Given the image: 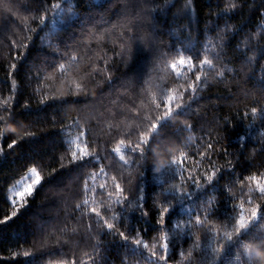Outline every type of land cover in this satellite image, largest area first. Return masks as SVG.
I'll return each instance as SVG.
<instances>
[{
  "label": "trees",
  "instance_id": "trees-1",
  "mask_svg": "<svg viewBox=\"0 0 264 264\" xmlns=\"http://www.w3.org/2000/svg\"><path fill=\"white\" fill-rule=\"evenodd\" d=\"M51 2L59 3L60 9H52L49 6ZM160 2L161 9H163V0ZM176 2L177 0H170V4ZM185 2L186 0H179L176 8L157 10L153 13L154 19L145 22V32L159 38L155 42L157 48H167L170 45V50L175 51L177 47H182L189 54L198 55L199 42L207 43L210 45L207 54L209 58H213L218 51L215 30L218 25H223L226 15L230 22L237 26L236 37L248 30L252 33L264 31V28L259 27L264 24V20L261 18L264 13L260 11L264 8V0H255V6L252 8H249L246 0L244 6L239 10L230 15L221 11L218 17L212 16L211 13L222 7L223 0H192V11L190 13L182 12L177 16V11ZM126 3L127 0H0V100L6 96L16 97L15 103L12 104L9 121L7 123L0 121V221L13 210L14 206L11 202L13 193L22 189L29 180L35 178L34 174L29 176L33 166L43 178L29 200L20 201V198H14L19 202L15 206L19 208L17 215L6 222H0V264H47L49 259L57 258L62 249L54 245L53 241L60 235L59 230L69 233L85 230V224L79 216H77V220L71 219V216L75 214L73 205L81 203V199L87 201L84 206L85 218L91 207H101L98 203L101 198L98 195L99 184L106 182L109 186L108 190L111 191V175L116 174L117 171L120 173L117 178L125 188V195L130 199L139 184L144 192V205L150 210H152L153 198L178 178L174 167L165 168L159 173L156 171V166L166 165L169 160L162 147L168 143V140L163 137H172L177 140L181 138V131L176 129L170 119L161 122L160 145H153L156 157L152 156L149 151L146 158L140 160L138 164L125 166L119 158L120 154L114 153L118 139L123 136H118L117 131L113 130L116 122L108 119L107 112L101 107L102 103L108 106L110 111L120 108L128 113L119 121V130L123 132L138 123L134 119L135 112L132 111V106L127 102V99H121V97H126L135 100V94L127 87L129 79L140 84L146 90L143 96L136 101L138 110H143L150 104L160 103L161 89L177 88L175 83L177 74L171 68L170 60L167 66L161 63L156 57L158 49L155 45L146 47L137 43L132 59L126 66L120 65L114 68L111 81L106 83L97 78L98 84L90 92L93 97L92 102H89L91 97H67L54 98L38 104L36 98L41 95L47 96L52 90V85L49 83L52 74L47 70V66L52 67L61 59V54L55 51L57 45L60 46L61 51L68 50L76 57L77 61H82L71 65L66 63L68 75L74 77L76 72L86 64L102 57L105 50L95 48L86 59L84 54L74 49L72 45L86 35L89 30L94 31V25H99L103 21L115 23L125 11ZM47 7L49 10L45 23L40 26L32 23L31 16H34L35 12H44ZM8 10H11L15 15L6 17ZM4 17L6 18L3 21ZM17 17H19V23H25V17L28 18L24 33L29 35V40L26 41L28 48L19 49V53L15 47L9 51L7 43L12 35L13 27L18 26ZM101 17H103V21L100 19ZM148 24H150V29L147 27ZM28 25L32 27L31 33L28 32ZM187 26L191 29L190 35L185 31ZM205 27L209 31L202 39ZM230 39H234V37ZM109 55L112 54L109 53ZM228 59V57L224 58L222 65L217 64V68H222L225 76L229 77L228 80L213 78L207 69L201 73L202 80L206 75L208 79L200 94L202 98L194 102L199 105L198 107L194 106L196 117L193 118L190 110H182V115L186 118H193L188 122L197 125V130L195 133L185 132L183 135H190L196 147L199 148L202 141L197 138L201 136L199 127L203 126L206 131L212 133L213 141H221V144L214 143L213 145L218 156L221 147H223L228 149V153L235 154L239 158L236 160L232 159L230 155L227 156V159H231L232 164L236 165V172L228 170L220 172L217 178L207 184L204 189H194V195L191 198L180 199L172 193H164L166 201L175 200L168 215L169 225H173L181 218L188 217L189 209L194 211L209 195L215 194L219 207L214 213L217 219L213 221V224L219 229L221 236L224 228L220 220L231 218V197L227 195L224 186L233 179L238 181L240 172L247 171L242 167L241 162L244 161V155L238 147L242 141L236 134L237 132H240V135L245 133V125L240 121V112L244 109L245 104H249L251 107L250 100L258 98L261 92H264V86L261 84L258 73L259 64L242 73L243 79L233 80L231 77L234 73H230L228 70L239 69L241 65L228 63ZM9 62L17 63V69H9ZM260 63H264V61H260ZM181 72L186 78L191 76V72H184L183 68H181ZM36 73H39L40 83L36 85V96L31 97V85L35 82ZM13 80L17 85H20L18 92L11 88ZM67 82V79H62L60 83ZM181 83L183 82L181 81ZM199 83L197 82L198 85ZM249 93L251 95H248ZM100 95H103L100 102H95V98ZM27 99H31V103L26 105ZM0 115H3L2 111H0ZM53 116H56V127L51 126ZM101 116L105 118L101 120ZM221 116H228L230 125H224L220 120ZM243 119L247 123L250 115ZM61 120L63 121L62 125L60 124ZM180 120L184 122L185 118L181 117ZM213 121L217 123L214 124ZM258 128L259 121L254 125V129ZM89 134L90 151L99 155L101 159L99 161L89 159L88 165L79 162L60 167L59 157L64 154L67 145H70L69 151L74 150L75 142L78 139L89 138ZM259 134V131L254 130L251 140L255 141ZM12 140H17V143L9 147ZM261 143L264 141L253 143L249 149L250 153L256 154L255 164L250 171L256 172L257 175L264 172V168L257 170L259 165L264 162V158L259 157ZM170 150L178 159L180 153L184 152L185 161L188 160L192 151V149L183 147ZM122 152L126 160L135 159V157L130 158L123 148ZM249 158L252 157L249 156ZM196 159L198 160L199 157ZM215 162L221 166H224L225 163L223 158H218ZM100 167H104L109 175H101ZM81 171L87 173L86 182L89 187H95V192L88 191L84 193L83 197L77 198L75 194L81 192L83 183ZM93 174L97 177L95 181L92 180ZM247 174L249 173L245 174V179ZM124 181L128 182L124 183ZM252 187H255L254 182ZM239 188L240 185L237 183L234 188L236 195H240ZM54 193L62 195L64 199H60L59 195L56 196ZM93 200L97 203L94 204ZM245 206L249 207L247 203ZM116 207L118 206L114 205V209ZM101 212L103 214L102 207ZM107 218L111 219V215L109 214ZM65 220H67V227L64 226ZM117 222L122 228L126 227L133 234L139 226L147 228L146 235H151L160 228L155 223L154 211H150L149 217L142 216L139 211L126 213L121 218L117 217ZM196 235L200 238V248L193 255H197L201 251H210L215 244L213 239L215 234H207L208 238L206 239L205 231L197 230ZM144 238L150 248L159 250L160 244L154 239ZM193 239L194 237L184 234L178 238L173 237L174 241L182 244L183 249L191 247ZM101 240L105 255L103 264H120L119 255L132 246L130 242L121 241L118 236H113L107 231L101 235ZM92 242L95 240L90 241V243ZM72 248L77 256L83 257L84 264H89L88 257L83 256V253H91L90 247L73 244ZM25 252H29L31 255L26 257L24 256ZM188 259L186 252L183 258L178 254L175 256L177 264H188Z\"/></svg>",
  "mask_w": 264,
  "mask_h": 264
},
{
  "label": "snow or ice",
  "instance_id": "snow-or-ice-1",
  "mask_svg": "<svg viewBox=\"0 0 264 264\" xmlns=\"http://www.w3.org/2000/svg\"><path fill=\"white\" fill-rule=\"evenodd\" d=\"M246 0H223L222 7L218 8L216 12L211 13L212 16H219L222 11L225 14H231L245 4ZM249 8L255 6V0H247ZM176 3H171L170 0H163V9H161L160 0H127L126 9L117 19L115 23L112 21H103V23L94 25V31L89 32L77 40L72 47L81 51L84 57L89 58L90 54L95 48L104 49V55L96 60L86 64L85 67L76 72L74 77L68 75V68L66 63L71 65L82 61H77L76 57L68 50H60L57 45L56 52L61 54V59L55 63L54 66H47V70L52 74L49 83L52 85V90L47 96H36V85L40 83L39 73L35 74L34 83L31 85V97L36 96L38 104L47 102L54 98H67V97H91L89 102L93 101L90 95L91 89L98 84V79L104 80L106 83L113 79L112 72L114 68L120 65L126 66L132 59L135 45L141 43L146 47L156 46L158 37L145 32V22L149 19H154L153 13L157 10H167L170 7L176 8ZM52 9H60L59 3H52L49 5ZM193 9L192 0L186 2L177 11L176 15L179 16L183 13H190ZM49 7L44 12H35L31 16L32 23L37 26L43 25L47 19V12ZM264 13V8L260 10ZM31 15V12H29ZM15 15L11 10L7 11V16ZM3 21L5 20V18ZM264 20V15L261 16ZM25 23H19L14 26L12 35L8 39L9 51L13 47L17 49L28 48L26 41L29 40V35L24 33ZM209 21H212L209 19ZM150 29V24L147 25ZM264 28V24L259 26ZM189 33L191 29L189 26L185 28ZM209 31L207 27L202 34V39L205 38L206 33ZM28 32H32V27L28 25ZM216 32V47L218 51L213 58H209L208 49L210 47L207 43H200L198 55L189 54L184 48H178L175 51L170 50V45L167 48H156L158 53L156 57L158 60L168 65L171 62V68L175 71L177 84L176 89L163 88L161 89V102L150 104L143 110H138L136 101L143 96L145 89L140 84H136L133 80L129 79L127 87L135 94V100L121 97L122 100L127 99V102L132 106V111L135 112L134 119L138 122L135 126L128 128L126 131L119 130V121L128 113L120 108L110 111L108 106L101 103V107L107 112V118L116 122L113 130L117 131L118 136L123 138L118 139V145L114 149V153L120 154V160L123 161L125 166L138 164L140 160L146 158L147 153L151 151L152 156L156 157L153 145H160L162 139V132L160 130L161 122L165 119H170L176 129L181 131L180 139H173L172 137H163L168 140V143L162 145L164 154L168 156L169 160L166 165L156 166V171L159 173L168 167H174L178 174L175 182L168 185L160 194L153 198L152 210L144 205V192L143 188L138 184L135 194L129 197L125 195V188L118 180L120 173L111 175V191L108 190L107 183L99 184L100 192L98 195L101 197L98 201L101 207H91L87 217H84V206L87 204L86 200L81 199V203L73 205L74 215L71 216L72 220H77V216L85 224L84 231L66 232L59 230L60 235L53 241L62 249L61 254L54 259H49L47 264H84L83 257L77 256L72 248L73 244L79 246H88L91 248V253L84 252L83 256L88 257L89 264H103L105 255L102 249L103 241L101 235L107 231L113 236H118L121 241L130 242L132 245L119 255L118 259L120 264H177L175 256L178 254L180 257L188 256V264H264V172L257 175L256 172H251V168L255 164V153H250L249 149L253 143L264 141V92H261L258 98L250 100V104H245L244 109L240 112V121L245 125L244 135L240 132L236 134L240 136L242 143L239 144V149L242 150L244 161L242 167L246 168V172H240L239 180L233 179L230 183L225 184L224 188L229 197H231V218L220 220L224 228L223 235L219 234L213 221L217 219L214 215L216 209L219 207L217 202L218 198L215 194L209 195L207 199L194 211L189 209V215L186 218L177 220L173 225L168 223V215L175 200H165L164 193H172L180 199L191 198L195 190H202L207 184L212 183L218 174L224 170L236 172V165L232 164L231 159L227 156H232V159L238 160L235 154L228 153V149L221 147L219 156L217 155L214 143L221 144L220 140L213 141L211 139L212 133L206 131L203 126L199 127L201 136L197 139L202 141V145L198 148L190 135H183V133H195L197 125L189 123V119L196 117L195 107L202 96L200 95L208 79L206 75L202 80L201 73L207 69L213 78H221L226 81L229 77L225 76L224 71L217 68V64H223L224 58L228 57V63H235L241 65L239 69H229L230 73H234L231 79H243L242 73L250 70L254 65L259 64V77L262 86H264V31L252 33L248 30L246 33L236 37L237 26L230 22L226 15L223 25H218ZM234 39H230L233 38ZM86 50V51H85ZM111 53L112 55H109ZM203 53V54H202ZM64 61V62H61ZM215 61V63H214ZM18 64L9 62V69H17ZM191 72V76L185 77L181 72ZM57 69L59 70L57 72ZM11 75V73H10ZM62 79H67V83L61 84ZM181 81L183 83H181ZM197 82H200L199 85ZM58 85H60L58 87ZM20 85H17L13 80L11 88L19 90ZM104 95V94H103ZM103 95L95 98V102L99 103ZM248 95H251L250 93ZM146 99V97H145ZM16 97H4L0 100V121L7 123L12 113V104L15 103ZM31 103V99H27L25 104ZM195 106V107H194ZM161 109H163L161 111ZM182 110H190L193 118H186L182 115ZM250 119L245 123L244 117ZM56 116L52 117L51 126L56 127ZM184 117V122L180 118ZM105 117L101 116L103 120ZM220 120L224 125H230V118L228 116H221ZM259 121V128L254 129V125ZM213 123H217L213 121ZM63 124V121H60ZM218 126V125H217ZM235 127V125H232ZM254 130L260 132L256 140H251V135ZM83 135V134H82ZM127 141V143H126ZM17 140H12L9 147L14 146ZM91 143L90 134L87 139H78L74 144V150L69 151L70 145H67L66 151L59 157V166L65 167L74 163L83 162L88 165L89 159L99 161L101 157L90 151L89 144ZM183 147L184 149H192L188 156V160H184L185 153L181 152L179 159L172 153L170 149ZM127 152L129 157L135 159H125L124 153ZM66 154V163H65ZM249 156L252 158L250 159ZM196 157H199L197 160ZM259 157L264 158V143L260 144ZM223 158L225 163L221 166L215 162L216 159ZM259 168H264L262 162ZM31 172L35 178L32 182L25 185L21 192L17 195L20 201H27L36 191V188L42 182V177L37 172L36 167L31 168ZM99 172L103 176H108L104 167H100ZM246 175L245 179V174ZM81 192L76 193L77 198L83 197L85 192H95V187H89L86 182L87 173L81 171ZM235 176V174H234ZM96 175H92V180H96ZM128 181H124L127 183ZM254 182L255 187H252ZM239 183L240 195H236L234 188ZM54 195H59L54 193ZM60 199H64L59 195ZM106 198V199H105ZM239 201V203H236ZM259 201V202H258ZM13 210L0 222H6L12 217L16 216L19 208L15 207L19 202L15 199L11 200ZM96 204L97 201L93 200ZM246 203L249 207L246 208ZM114 205L118 206L114 209ZM139 211L142 216L149 217L150 211L155 213V223L160 226L159 230L151 235H146L147 228L139 226L136 228L134 234L117 222V217L121 218L123 214ZM94 214V215H93ZM111 215V219L107 216ZM64 226L67 227V220L64 221ZM197 230H203L207 234H215L214 246L208 252L201 251L197 255L193 253L200 248V238L196 235ZM181 234L188 237H194L191 247L187 249L182 248V244L173 240V237H179ZM144 237L154 239L160 248L158 251L149 247L147 240ZM95 242L90 243V241ZM239 250V251H237ZM229 252L231 253L229 255ZM235 254V255H234ZM31 254L25 252L24 256L28 257Z\"/></svg>",
  "mask_w": 264,
  "mask_h": 264
},
{
  "label": "rangeland",
  "instance_id": "rangeland-1",
  "mask_svg": "<svg viewBox=\"0 0 264 264\" xmlns=\"http://www.w3.org/2000/svg\"><path fill=\"white\" fill-rule=\"evenodd\" d=\"M32 175H33V173L31 172V173L29 174V176H32ZM33 180H34V179H33ZM30 182H32V180H29V182H27V184L30 183ZM24 187H25V185H24ZM24 187H23V188H24ZM23 188H22V189H23ZM22 189H19V191L14 192V193H13V197H12V199H14V198H20L17 194H18L19 192H21Z\"/></svg>",
  "mask_w": 264,
  "mask_h": 264
}]
</instances>
